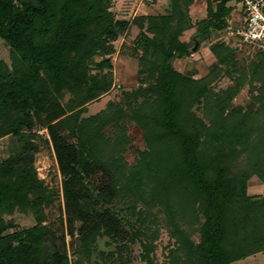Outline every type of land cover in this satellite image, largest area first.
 <instances>
[{
    "label": "trees",
    "instance_id": "16d2710c",
    "mask_svg": "<svg viewBox=\"0 0 264 264\" xmlns=\"http://www.w3.org/2000/svg\"><path fill=\"white\" fill-rule=\"evenodd\" d=\"M233 1L219 0L214 8L215 0H208L207 19L187 45L179 38L192 26L184 9L193 0H173L170 16H139L133 21L116 20L109 11L112 0H0V39L8 47L13 68L10 72L0 62V140L13 136L21 149L0 162V264H71L66 250L47 252L46 243L55 241L56 235L43 224L42 207L60 196L49 192L34 170L38 146L26 135L34 127L47 129L51 139L72 237L76 238L75 224L81 223L76 264L91 262L90 247L98 236L123 246L145 240L141 256L151 261L159 232L143 220V211L137 212L132 197L141 189L150 196L156 192L165 203H177L194 222L200 203L205 218L201 242L194 245L185 235L179 241L178 252L187 249L193 264H232L264 250V197L254 201L246 196L251 172L239 175L235 172L239 167L233 165L247 154L252 173L264 179V76L259 79L264 53L257 51L260 61L251 68L257 73H252L250 85L261 84L256 93L250 92L258 110L252 105L239 112L232 109L240 85L220 93L209 88L232 66L237 53L252 49L239 39L234 48L223 40ZM133 26L140 31L134 42L135 53H142L139 86L124 94L125 101L83 118L85 105L108 93L113 84V74L103 73L111 69L110 59L99 63L94 59L112 54V42ZM210 37L220 40L212 47L217 63L209 76L195 81L191 72L177 70V61L194 54L195 42L201 46ZM93 66L96 74L91 73ZM244 78L249 80V74ZM68 95L71 98L63 104ZM200 102L212 118L205 138L203 124L192 118V108ZM133 120L148 127L150 141L160 144L150 146V159L158 164L142 165L134 172L124 170L109 154L119 141L108 142L104 136L111 125L122 134L120 126ZM17 211L34 215L37 225L20 230L6 221ZM13 229L17 230L10 233Z\"/></svg>",
    "mask_w": 264,
    "mask_h": 264
},
{
    "label": "rangeland",
    "instance_id": "374dc122",
    "mask_svg": "<svg viewBox=\"0 0 264 264\" xmlns=\"http://www.w3.org/2000/svg\"><path fill=\"white\" fill-rule=\"evenodd\" d=\"M172 1L173 0H112L109 11L115 16L116 20L133 21L139 16L143 17H160L170 16L172 13ZM219 1V0H218ZM217 0L213 3L215 8L218 3ZM207 5L208 0H193L189 9H184L187 12L191 20V28L184 31L179 40L192 45L193 39L200 29L203 21L207 19ZM230 6L234 7L231 21L235 24L240 14L243 15V7L240 3L237 5L234 0ZM139 29L132 27L123 37L119 40L112 42L113 53L107 56L99 54L94 59V63H99L103 58H109L112 62V67L106 68L103 73L113 74V84L110 91L106 94H101L98 98L85 105L83 118L87 119L96 115H99L104 111L110 103H120L125 101L124 94L132 93L139 86V79L141 78L140 71L142 70L140 64V57L142 53H135L134 42L139 35ZM152 38L153 36L150 35ZM223 35L220 37L222 38ZM220 38L216 39L210 37L208 40L204 39L198 44L197 52L190 57V59L184 61H177L175 67L180 72H191L192 79L195 81L202 80L206 76H209L213 66L217 63V59L212 52V47L217 43ZM222 40V39H221ZM226 44L234 48L237 39L226 37L223 39ZM194 45V48L196 46ZM234 44V45H233ZM193 48V49H194ZM257 58V50L244 47L243 51L236 54L233 59L232 66L225 69L226 73L219 78V80L213 81L209 84V88L213 89V92L220 93L223 90H228L235 85H240V93L234 98L232 109L236 111H242L247 105H252L254 110H258L259 104L256 99L251 98L250 92H257L261 84L251 86L250 80L253 78L251 75L253 72L257 73V68L251 69L254 63H258L260 60ZM0 62H4L9 68L10 72L13 71L12 61L10 58V52L5 42L0 39ZM95 66L92 67L91 73L96 74ZM102 73V72H101ZM249 74V80L246 81L245 75ZM258 75V74H257ZM264 76L263 73L259 74V79ZM244 82V85H241ZM70 95L66 96L63 100V104H66ZM250 107V106H249ZM253 110V111H254ZM193 121H201L203 124V137L205 138L206 129L211 128L210 120L211 116L208 114L206 108H204L203 102L196 104L193 108ZM123 126V127H122ZM123 133L113 129V126H109L104 131V136L108 142L119 141L117 146H114L109 154L115 161L120 162V166L124 170L132 171L138 170L145 165V167H151L153 164H158V160L152 161L153 158L150 151V146L158 147L160 144L151 142V135L147 134V129L141 128L140 124L136 121H128L123 123ZM152 129V128H149ZM47 129H40L34 127L31 131L26 132V135L31 138L32 142L38 146V151L34 154V170L36 171L38 179L43 181L44 187L49 192H59L60 198L54 197V202L51 206L43 205V212L46 215V219L43 224L50 228V231L56 235L55 241L46 243L47 252L54 253V249L60 252L67 251L71 264H76L75 251L80 250L82 244L76 240L79 237V228L81 223L75 224L76 238L69 234V227L66 222L65 213V201L62 191L63 177L59 170L57 157L53 150V145L50 137L48 136ZM201 138V141H204ZM147 140L150 141L148 144ZM20 145L18 140L9 136L0 140V162L5 161L19 152ZM154 151V149H152ZM157 152V151H154ZM108 154V155H109ZM110 158V157H109ZM252 159L242 153L239 156V160L233 163L234 167H239L235 172L239 175H243L248 171L251 172V176L248 178L245 188L246 196L248 198L257 201L259 198L264 197V179L260 178L257 173H252L254 165H252ZM143 176L147 172L145 168L141 170ZM181 182V181H180ZM169 185V184H168ZM181 187V184H180ZM171 194V193H170ZM171 198V197H170ZM133 200L137 203V212L143 211V220L147 219V223L151 225V230H158L159 234L154 242L156 250L151 253L150 262L144 260L141 255H144L146 250L143 248V243H147L145 240L142 242H128L125 246L111 241L107 236H98L96 242L90 247L92 253V259L90 263L82 264H193L188 260V250L179 251L181 247V235H185V238L194 245H198L201 242L202 225L205 222L201 205L195 206L196 214H198V222H194L185 215L184 209L177 203L173 202L168 204L163 202V198L158 196L157 193L153 196L145 192V189H141L137 193ZM127 199L126 201H129ZM161 203H164L162 205ZM172 204V205H171ZM120 209L123 205H117ZM138 216L132 221H137ZM6 221L12 222L17 226V229L27 230L35 227L37 221L32 214H25L22 212H15L12 216H7ZM139 224V223H138ZM16 229V230H17ZM144 229V228H143ZM11 230L10 233L16 231ZM262 232V231H261ZM129 236L132 234V230H129ZM151 235V234H150ZM65 238L63 241L62 238ZM121 248V249H120ZM54 251V252H53ZM110 256V257H109ZM195 264V262H194ZM232 264H264V250L255 252L245 259L238 260Z\"/></svg>",
    "mask_w": 264,
    "mask_h": 264
},
{
    "label": "built area",
    "instance_id": "2783aa9c",
    "mask_svg": "<svg viewBox=\"0 0 264 264\" xmlns=\"http://www.w3.org/2000/svg\"><path fill=\"white\" fill-rule=\"evenodd\" d=\"M235 1L242 5L243 15L236 19V25L230 20L226 37L239 39L264 53V0Z\"/></svg>",
    "mask_w": 264,
    "mask_h": 264
},
{
    "label": "water",
    "instance_id": "95a60500",
    "mask_svg": "<svg viewBox=\"0 0 264 264\" xmlns=\"http://www.w3.org/2000/svg\"><path fill=\"white\" fill-rule=\"evenodd\" d=\"M198 44H199V43H196V46H195V48L193 49V52H194V53L197 52V50H198Z\"/></svg>",
    "mask_w": 264,
    "mask_h": 264
}]
</instances>
